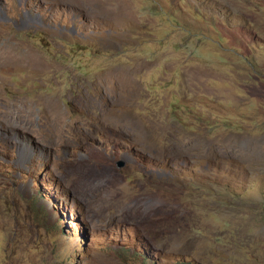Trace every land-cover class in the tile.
Instances as JSON below:
<instances>
[{"label": "rangeland", "instance_id": "374dc122", "mask_svg": "<svg viewBox=\"0 0 264 264\" xmlns=\"http://www.w3.org/2000/svg\"><path fill=\"white\" fill-rule=\"evenodd\" d=\"M0 264H264V0H0Z\"/></svg>", "mask_w": 264, "mask_h": 264}, {"label": "water", "instance_id": "95a60500", "mask_svg": "<svg viewBox=\"0 0 264 264\" xmlns=\"http://www.w3.org/2000/svg\"><path fill=\"white\" fill-rule=\"evenodd\" d=\"M124 164H125L124 162L119 161V162H117V167L122 168L124 166Z\"/></svg>", "mask_w": 264, "mask_h": 264}]
</instances>
